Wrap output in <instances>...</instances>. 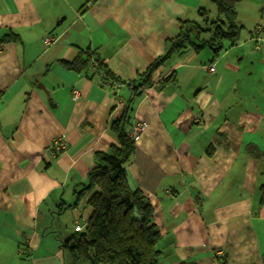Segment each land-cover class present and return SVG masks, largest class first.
Masks as SVG:
<instances>
[{"label": "crops", "instance_id": "1", "mask_svg": "<svg viewBox=\"0 0 264 264\" xmlns=\"http://www.w3.org/2000/svg\"><path fill=\"white\" fill-rule=\"evenodd\" d=\"M237 12V47L217 60L208 47L174 52L135 97L127 83L183 22L217 20L211 0H0V38L19 37L0 52V264H73L63 243L92 215L77 193L130 101L144 130L125 169L154 208L159 264H264V0ZM83 50L121 88L62 65ZM58 137L68 149L51 158Z\"/></svg>", "mask_w": 264, "mask_h": 264}, {"label": "trees", "instance_id": "2", "mask_svg": "<svg viewBox=\"0 0 264 264\" xmlns=\"http://www.w3.org/2000/svg\"><path fill=\"white\" fill-rule=\"evenodd\" d=\"M245 0H211L217 8L218 18L203 25L183 22L180 35L171 41L165 56L155 60L138 78L127 83L134 90V96L143 95V87L152 86V76L174 52L193 49L196 52L208 47L213 51L214 60L224 52L239 45L244 27L238 20L237 6ZM202 15L207 16L203 11ZM204 26V27H203ZM206 35V38H202ZM19 37L8 33L0 38V48ZM258 50V47H255ZM96 58V68L91 62ZM67 70L78 74L90 73L108 84H120L97 59L96 53L81 51L71 62L62 64ZM99 72L104 78H99ZM175 73L164 79L163 84H177ZM133 109L128 102L119 119L112 122L111 131L117 137V145L108 151L96 154L97 167L92 169L77 193L78 198L87 197L92 210L85 231L72 235L62 248L70 252L73 264H159L158 244L160 232L155 224V213L142 191H131L125 166L136 153V143L129 139L132 129ZM255 152H258L254 148ZM210 153V152H209ZM251 153V152H250ZM199 206V200L197 201ZM261 204L264 205V189ZM61 209V208H59ZM65 207L61 209V213Z\"/></svg>", "mask_w": 264, "mask_h": 264}, {"label": "built area", "instance_id": "3", "mask_svg": "<svg viewBox=\"0 0 264 264\" xmlns=\"http://www.w3.org/2000/svg\"><path fill=\"white\" fill-rule=\"evenodd\" d=\"M58 40V37L55 35H49L47 37L44 38L43 40V45L44 47L48 48L51 45H53L54 43H56V41ZM4 50L3 47L0 48V52ZM97 66V61L96 58L92 60L91 62V68H96ZM209 70L213 73L215 72V67L214 65L210 66ZM99 78L103 79L104 78V74L102 72H99ZM102 84L106 85L108 84L105 81H101ZM120 88V84H114V90H118ZM143 91V93H145L148 88L143 87L141 89ZM80 93L79 92H74L73 93V98L75 100L80 98ZM144 130V125L141 122H136L132 128V130L128 133L129 139H131L132 141H136L138 136L143 132ZM68 149V141L66 140V138L64 137H58L56 138L53 143L50 145V147L48 148V153L50 155L51 158H55L58 155L64 153L65 151H67ZM76 233H81L83 232V227L81 224H77L75 227ZM222 253H218V255H221Z\"/></svg>", "mask_w": 264, "mask_h": 264}, {"label": "rangeland", "instance_id": "4", "mask_svg": "<svg viewBox=\"0 0 264 264\" xmlns=\"http://www.w3.org/2000/svg\"><path fill=\"white\" fill-rule=\"evenodd\" d=\"M216 7V6H215ZM217 9V8H216ZM242 14H243V12H242ZM208 20H210V18H208ZM244 26H246L247 28H248V26H251V24H250V22L247 24V25H244ZM53 143V142H52ZM51 143V144H52ZM66 251H68V250H66ZM69 259H70V256H69Z\"/></svg>", "mask_w": 264, "mask_h": 264}]
</instances>
